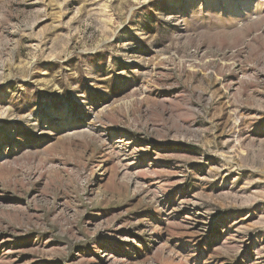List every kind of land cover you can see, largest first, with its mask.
I'll use <instances>...</instances> for the list:
<instances>
[{"label":"rangeland","instance_id":"rangeland-1","mask_svg":"<svg viewBox=\"0 0 264 264\" xmlns=\"http://www.w3.org/2000/svg\"><path fill=\"white\" fill-rule=\"evenodd\" d=\"M0 264H264V0H0Z\"/></svg>","mask_w":264,"mask_h":264}]
</instances>
